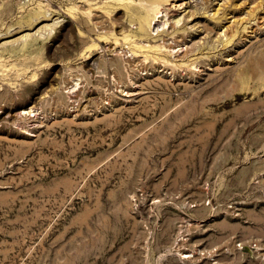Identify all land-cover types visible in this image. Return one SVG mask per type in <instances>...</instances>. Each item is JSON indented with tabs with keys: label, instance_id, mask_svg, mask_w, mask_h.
Wrapping results in <instances>:
<instances>
[{
	"label": "rangeland",
	"instance_id": "obj_1",
	"mask_svg": "<svg viewBox=\"0 0 264 264\" xmlns=\"http://www.w3.org/2000/svg\"><path fill=\"white\" fill-rule=\"evenodd\" d=\"M116 1L0 0V264H264V0Z\"/></svg>",
	"mask_w": 264,
	"mask_h": 264
},
{
	"label": "bare ground",
	"instance_id": "obj_2",
	"mask_svg": "<svg viewBox=\"0 0 264 264\" xmlns=\"http://www.w3.org/2000/svg\"><path fill=\"white\" fill-rule=\"evenodd\" d=\"M143 1H145V0H143ZM153 1V2H152ZM152 1H150V4L149 5H147L146 6V8L144 9V11H146L144 14H142L141 13V11H140V9H139V7H137V6H130V4H132V2H133V0H132V2L130 3L129 1H127L126 0V2H124V1H122V3L123 4H125L127 7H130V9H131V13L132 14H134V15H136V16H132V20H138L139 21V24H140V28L142 29V30H145V31H148L149 30V32H150V30H151V27H149L150 25H151V23H156L157 21H159V19H160V17L161 16H163V11L165 10V9H163V5L161 6L160 4H161V1L162 0H152ZM160 1V2H159ZM118 2V0L116 1V3ZM119 2H120V0H119ZM139 2V1H138ZM137 2V3H138ZM164 2V1H163ZM163 2H162V4H163ZM121 3V2H120ZM121 3V4H122ZM130 3V4H129ZM134 3H136V1L134 2ZM146 3H148L147 1H146ZM96 4V3H95ZM139 5H141V2H139L138 3ZM144 4H145V2H144ZM143 3H142V5H144ZM76 5V4H75ZM77 6V5H76ZM75 6V7H76ZM80 6V5H79ZM79 6H77V7H79ZM145 6V5H144ZM144 6H142V7H144ZM77 7H76V9H77ZM87 7H89V5L87 6ZM101 7V6H100ZM108 7V6H107ZM141 7V6H140ZM115 8V7H114ZM72 9V8H71ZM82 9V8H81ZM89 10H88V12L89 13H91L93 10H91V8H88ZM74 10V9H73ZM79 10V9H78ZM87 10V9H86ZM79 11H81L82 12V10H79ZM167 11V10H166ZM83 12H85L84 10H83ZM107 12V11H106ZM110 13V12H109ZM86 14H88V13H86ZM92 15V20H93V22H96V23H100V24H102V25H104L105 23H107V20L106 19H104V17H103V15L101 14V12H98V11H96L95 13L93 12V13H91ZM111 14V13H110ZM89 15V14H88ZM114 15V14H113ZM90 16V17H91ZM89 17V18H90ZM174 18V20H173V23H171L170 24V27L171 26H174V24L175 23H177V22H179L180 21V17H176V16H174L173 17ZM168 19L170 20V18H165L164 20L165 21H163V23L165 22H167L168 21ZM113 20V19H112ZM137 21V22H138ZM114 22H118L117 20H115ZM152 26V25H151ZM176 26V25H175ZM212 27V26H211ZM213 28H214V26L212 27V29H208L209 31H213ZM140 30V29H139ZM172 32V31H171ZM141 33V32H140ZM144 34V33H143ZM134 35V34H133ZM133 35H131L130 34V32L129 33H127L126 35H124V37L125 38H129L130 36H131V38H132V36ZM147 36V35H146ZM179 34H177V35H174L173 36V38H172V40H174V45H173V43L172 44H170V42H169V39L168 38H165V37H163V40L160 42H156V43H152L151 41V43H149V44H147L148 46H150V49H153V51H155V53H149L148 51L145 53V55L143 56V58H139V57H134L133 59H131V63H130V65H133V66H136V67H139V69H147L148 68V65H149V63H151L154 67H157V66H159V63L160 64H162V66L163 65H165L166 67H170L172 70H173V72H176L177 70V66L180 68L181 67V69L182 70H185V69H189V70H192V69H194V68H197V67H195V66H197V65H199L198 64V57H194V58H188V60H183V61H181V62H175L173 59H171V58H169L168 56H166V54L168 53V54H173V52H176L175 53V56H182L183 58H186V56H188L189 54H190V52L192 51V49H193V47H192V45H185L186 44V40L185 41H183V39H179ZM220 36V35H219ZM218 36V38H221V37H219ZM231 36V35H230ZM115 37V36H114ZM167 37V36H166ZM229 37V36H228ZM228 37H227V39H228ZM119 38V37H118ZM118 38H117V40H118ZM143 38V37H142ZM231 38V37H230ZM130 39V38H129ZM138 39H139V37H138ZM171 39V38H170ZM147 40V39H146ZM149 40H151V39H149ZM154 41V40H153ZM157 41V40H156ZM232 41V40H231ZM230 41V42H231ZM219 42H221V41H219ZM138 43V42H137ZM222 43H223V41H222ZM140 44V43H139ZM138 44V46H143V44L141 45H139ZM146 44V43H145ZM146 45V46H147ZM177 45H178V49H176L177 48ZM220 45V44H219ZM144 47V46H143ZM142 47V48H143ZM134 48H136V47H134ZM137 49H139V48H137ZM179 49H182L180 52H179ZM141 50V49H140ZM144 51H145V49H144ZM134 52H135V50H134ZM137 52V51H136ZM135 52V53H136ZM239 52V51H238ZM158 53V54H157ZM135 55H137V54H135ZM231 55V54H230ZM221 57V56H220ZM181 58V57H180ZM229 58H231V57H229ZM90 59V58H89ZM187 59V58H186ZM221 59V58H220ZM93 60V59H92ZM224 61V60H223ZM259 61H261V59L259 60ZM221 62V61H220ZM225 62V61H224ZM226 63H230V62H226ZM86 64V63H85ZM123 64V63H122ZM93 65V64H92ZM125 65V64H124ZM219 66H222V65H219ZM226 66V65H225ZM153 67V68H154ZM166 67H165V69H166ZM124 68H126V67H124ZM123 68V69H124ZM129 68H131V67H129ZM176 68V69H175ZM221 68V67H220ZM118 69V74H122V76L124 75L123 74V71H122V69L120 68V67H118L117 68ZM127 69H128V67H127ZM133 69V68H132ZM150 69V68H149ZM197 70H198V68H197ZM117 71V70H116ZM131 71V70H130ZM181 71V70H180ZM195 71V70H194ZM171 72V71H170ZM183 72V71H182ZM181 72V73H182ZM196 72V71H195ZM194 72V73H195ZM199 72H200V70H199ZM126 73H127V71H126ZM172 73V72H171ZM177 73V72H176ZM193 73V72H192ZM117 74V75H118ZM130 74V73H129ZM180 74V73H179ZM126 76V75H125ZM129 76V75H128ZM120 77V76H119ZM171 78V77H170ZM72 79V78H71ZM171 80V79H170ZM175 80V79H174ZM121 81V80H120ZM122 82H123V80H122ZM135 82V81H134ZM78 84V82H76V83H74V84H72L71 85V87H73V86H75V85H77ZM124 85V84H123ZM126 87V86H125ZM124 87V88H125ZM125 90V89H124ZM131 90V89H130ZM128 92H129V90H128ZM59 93H62L61 91L59 92ZM59 93H58V95H59ZM56 94V93H55ZM61 95V94H60ZM62 97V96H61ZM60 97V98H61ZM57 98V97H56ZM59 98V99H60ZM63 98V97H62ZM58 99V100H59ZM184 254V253H183ZM190 255H192V253H186V254H184V256H190Z\"/></svg>",
	"mask_w": 264,
	"mask_h": 264
},
{
	"label": "built area",
	"instance_id": "obj_3",
	"mask_svg": "<svg viewBox=\"0 0 264 264\" xmlns=\"http://www.w3.org/2000/svg\"><path fill=\"white\" fill-rule=\"evenodd\" d=\"M235 248L239 251H245V249L259 250L260 244L256 240L250 241V242L239 241L235 244ZM208 253H211V252L208 251Z\"/></svg>",
	"mask_w": 264,
	"mask_h": 264
}]
</instances>
